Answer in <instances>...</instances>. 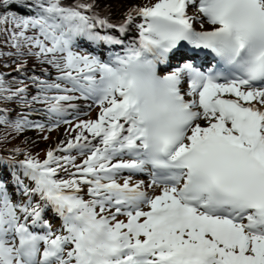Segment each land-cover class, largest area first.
Here are the masks:
<instances>
[{
    "label": "snow or ice",
    "instance_id": "1",
    "mask_svg": "<svg viewBox=\"0 0 264 264\" xmlns=\"http://www.w3.org/2000/svg\"><path fill=\"white\" fill-rule=\"evenodd\" d=\"M0 38L58 73H0V126L79 120L0 155V264H264V0H0Z\"/></svg>",
    "mask_w": 264,
    "mask_h": 264
},
{
    "label": "trees",
    "instance_id": "2",
    "mask_svg": "<svg viewBox=\"0 0 264 264\" xmlns=\"http://www.w3.org/2000/svg\"><path fill=\"white\" fill-rule=\"evenodd\" d=\"M8 51H14V49H10L3 41L2 38H0V52L7 53ZM23 61H26L27 68L25 71L20 72L17 71L18 63L21 61L18 60L15 56H7V55H0V73L5 74L6 80L12 82L13 88L17 86H24L17 84V81L24 80L27 87L29 88V91L31 94H35V85L32 84L31 80L29 79L33 75L40 76L41 79L48 80V81H54L58 75L55 68H53L51 65L44 64V66L48 67L52 71V76H46L42 75L39 72L33 70L31 68L32 64H40L39 61L35 57H24L22 58ZM31 96H29V99ZM42 106L46 105H35L34 107L38 110L36 112L31 113L28 118L30 120L36 121V122H42L45 125H49L51 122H48L47 115H45L44 111L40 108ZM0 107H8L11 109H21L25 112L28 111L27 108H25L22 105L16 104V103H10V104H3L0 103ZM16 112H12V116H16ZM39 114H44V116H40ZM52 131H44L40 132L36 129H28L24 131L21 134L15 133L11 128H6L0 126V155L7 154V150L13 149L16 147L21 148L24 151L30 152L32 155L36 156L38 155V158L43 160L46 155L47 151V142H49L52 133ZM30 133L32 134H43L40 139H34ZM44 137H48V139H44ZM24 158L23 156H21Z\"/></svg>",
    "mask_w": 264,
    "mask_h": 264
},
{
    "label": "rangeland",
    "instance_id": "3",
    "mask_svg": "<svg viewBox=\"0 0 264 264\" xmlns=\"http://www.w3.org/2000/svg\"><path fill=\"white\" fill-rule=\"evenodd\" d=\"M128 2H133V3H139V4H146V3H149L150 0H111V3H112V16H113V19H119L121 17V14H122V11L124 9V7L126 6V4ZM151 2H154V0H151ZM31 68L37 72H39L40 74L42 75H46V76H52V72L51 70L44 66V65H41V64H32ZM43 69H47V72L45 73L43 71ZM90 103V102H85V101H76V103ZM67 107V105H65ZM42 110L44 108H46V106H42L40 107ZM87 110V107L86 108H82L81 111H80V119L81 120H87L88 119V115H93V117L91 119H96L98 113H99V108L98 107H95L93 106L89 111H88V114L85 115L84 114V111ZM69 115L67 117V119L69 120H72L73 123L72 125H67V124H62L58 129H54L53 133H52V136L49 140V142H47V150L50 148V147H55L58 143H60L61 141L65 140V133H68V136L70 137L71 135H73V133H71L69 131V128H74L75 127V124L76 123H79V120L76 119V113L71 110V108L69 109ZM30 135L34 138V139H40V138H43L42 135L43 134H32L30 133ZM18 159H22L20 156L18 157ZM79 160H82V158H78V162ZM147 177L144 176V175H139V176H136L134 177V180H140V179H146ZM59 226V221H57L54 225V227H58Z\"/></svg>",
    "mask_w": 264,
    "mask_h": 264
},
{
    "label": "bare ground",
    "instance_id": "4",
    "mask_svg": "<svg viewBox=\"0 0 264 264\" xmlns=\"http://www.w3.org/2000/svg\"><path fill=\"white\" fill-rule=\"evenodd\" d=\"M143 1H144V0H143ZM134 33H135V30H133V34H134ZM130 35H132V34H130ZM87 104H88V103H80V102L78 103L80 109H82V108H86V107H87ZM71 110H72V109H71ZM147 179H148V178L143 179V180H145V181L147 182ZM157 194H158V193H157Z\"/></svg>",
    "mask_w": 264,
    "mask_h": 264
}]
</instances>
